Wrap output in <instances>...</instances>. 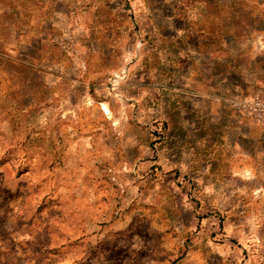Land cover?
<instances>
[{"label": "rangeland", "instance_id": "rangeland-1", "mask_svg": "<svg viewBox=\"0 0 264 264\" xmlns=\"http://www.w3.org/2000/svg\"><path fill=\"white\" fill-rule=\"evenodd\" d=\"M254 96L264 0H0V264H152L168 222L172 264H264V131L232 105ZM212 156L227 210L197 189ZM228 227L229 260L196 244Z\"/></svg>", "mask_w": 264, "mask_h": 264}, {"label": "crops", "instance_id": "crops-1", "mask_svg": "<svg viewBox=\"0 0 264 264\" xmlns=\"http://www.w3.org/2000/svg\"><path fill=\"white\" fill-rule=\"evenodd\" d=\"M227 113L228 122L231 124V126L228 128L229 137L227 140L230 141L229 143L235 145L236 139H238V137H240L241 135L243 140L245 138H248L252 141V128L237 124V121H239V117H237L236 113H232L230 109L227 110ZM229 114H231L232 117ZM244 124H246V122H244ZM200 137L202 138V136ZM249 143L251 142L249 141ZM215 147L216 145H213V149H210L213 151L212 155L214 156L219 155V151L221 150L220 148H217V150H215ZM230 148L232 149V147ZM215 151L219 153H215ZM226 156H228V158H226ZM221 157H224L225 160H227V173L224 176L221 175V177H223V182L234 180L235 176L230 175L232 163V159L230 158H232V155L229 156L226 153L224 154V156L221 155ZM207 166L208 168L206 170V175L203 168V162L201 163V170L199 171V173L197 172L198 191L200 192V194H202L203 197L205 196L207 198L208 206H210L211 208L217 210L230 209L231 207H233V204H230V198L234 196V191L231 190L232 193H230L229 189H225L222 185L218 186L214 183L219 175L217 174V161L215 159L213 160V156L212 160L207 164ZM153 231L157 235L158 239L156 245L154 247H151L149 254L144 259H146V261L148 262H151L152 264H172L173 262H180L182 258V253H180V251L183 247V240L181 236L178 237L181 231V227L178 225V223L168 222L165 223V226H163L162 228H155L153 229ZM168 232H170V234ZM225 233L227 237L217 240V242H212L211 240L206 241L202 237V239H197L196 244L203 245V249H205V247H207L208 250L212 248V250L215 252V256L219 259L226 258L227 260H229L230 255L231 258L234 256V253L231 252L232 242H230L232 231L228 227V229H225ZM208 239H210V237H208ZM211 256V254L205 255L204 260L211 261Z\"/></svg>", "mask_w": 264, "mask_h": 264}, {"label": "built area", "instance_id": "built-area-1", "mask_svg": "<svg viewBox=\"0 0 264 264\" xmlns=\"http://www.w3.org/2000/svg\"><path fill=\"white\" fill-rule=\"evenodd\" d=\"M232 105L236 110L252 116L264 131V99L257 96L234 99Z\"/></svg>", "mask_w": 264, "mask_h": 264}, {"label": "bare ground", "instance_id": "bare-ground-1", "mask_svg": "<svg viewBox=\"0 0 264 264\" xmlns=\"http://www.w3.org/2000/svg\"><path fill=\"white\" fill-rule=\"evenodd\" d=\"M101 106H102L103 110L105 111V113L109 116L110 111H109L107 105L105 103H101Z\"/></svg>", "mask_w": 264, "mask_h": 264}]
</instances>
